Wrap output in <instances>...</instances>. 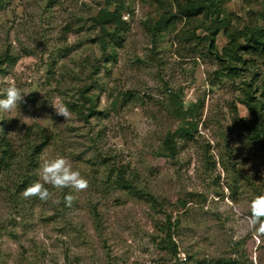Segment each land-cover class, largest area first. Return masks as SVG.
Masks as SVG:
<instances>
[{
  "label": "rangeland",
  "instance_id": "rangeland-1",
  "mask_svg": "<svg viewBox=\"0 0 264 264\" xmlns=\"http://www.w3.org/2000/svg\"><path fill=\"white\" fill-rule=\"evenodd\" d=\"M127 6L124 29L104 50L94 19L105 0H0V98L9 82L26 94L0 111V157L9 156L0 171V264H264V234L248 224L251 201L264 194V137H254L258 120L241 103L248 88L259 99L264 58L228 61L220 32L218 60L203 16L154 30L175 12L171 0ZM224 16L230 30L258 28L264 0L231 1ZM172 96L197 128L176 138L169 159L163 141L184 127ZM89 97L95 112L85 121L68 106L86 114ZM260 123L264 132V109ZM56 157L88 187L45 185L48 201L26 197L43 183V161ZM118 173L156 204L117 188Z\"/></svg>",
  "mask_w": 264,
  "mask_h": 264
},
{
  "label": "trees",
  "instance_id": "trees-1",
  "mask_svg": "<svg viewBox=\"0 0 264 264\" xmlns=\"http://www.w3.org/2000/svg\"><path fill=\"white\" fill-rule=\"evenodd\" d=\"M175 8L174 13H163L154 25V30L164 34L168 29H172L175 26L176 20H185L187 22L196 20L199 16H203L209 20L210 24L207 28L208 35L204 37L207 41V48L209 52L221 59L218 56V52L215 46V39L220 32H223L224 37L228 40V46L223 49L222 53L227 57L228 61H236L244 64L245 60H242L241 55H247L253 58H264V22L258 28H252L248 30H230L229 21L224 16V4L234 0H171ZM106 8L99 12V15L94 19L95 24L100 29L99 40L102 48L105 50L109 47V39L115 43L117 38V32L124 29L125 22L122 20V14L127 12V0H105ZM107 27H113V32L107 31ZM242 40L243 43H239ZM6 62H12L10 56L5 57ZM3 61L0 59V66ZM225 68V66H223ZM228 69H233L228 67ZM3 70L0 68V74ZM259 92V91H258ZM257 92V93H258ZM245 98L241 101L242 105L248 110V112L255 119L258 120L255 125L251 127L253 135L256 139H263L264 132L261 126V111L264 109V81L263 87L258 93V97H252V91L248 88L245 90ZM90 106L87 108L85 114L83 108L77 104H70L68 108L74 111L77 116L83 120L88 121V117L94 114L93 99L87 98ZM171 103L174 107V112L183 118L184 127L177 129L174 133L168 134L162 144L161 156L174 159L176 154L175 140L179 136H186L190 131L195 132L197 125L192 120L190 109L183 110L182 102L178 96L171 97ZM2 156L0 157V171L7 165V150H2ZM114 184L117 188L125 190L131 195L143 197L146 201L156 204L152 195L138 190L130 181L126 180L120 173H118ZM169 231V230H168ZM167 240H163L164 244L171 246L172 250H175L174 244L171 242L170 237L167 236ZM166 245V246H167Z\"/></svg>",
  "mask_w": 264,
  "mask_h": 264
},
{
  "label": "clouds",
  "instance_id": "clouds-1",
  "mask_svg": "<svg viewBox=\"0 0 264 264\" xmlns=\"http://www.w3.org/2000/svg\"><path fill=\"white\" fill-rule=\"evenodd\" d=\"M26 94L15 85L9 82V86L0 98V111L11 112L19 107L23 102ZM59 115L64 118L70 116V112L66 106L56 109ZM40 177L43 183L37 181L25 190L26 197H35L40 201H48L50 198L49 189L45 185H51L53 188L63 190L71 188L75 191H81L88 187V181L81 173L74 170L71 163L64 157H56L45 159L40 166ZM65 203L70 205L72 201L71 195L64 197ZM250 216L248 217L249 227L259 234H264V194L256 196L250 204ZM182 259H186L182 257Z\"/></svg>",
  "mask_w": 264,
  "mask_h": 264
}]
</instances>
